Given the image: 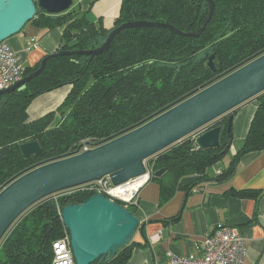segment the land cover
<instances>
[{"label":"trees","instance_id":"16d2710c","mask_svg":"<svg viewBox=\"0 0 264 264\" xmlns=\"http://www.w3.org/2000/svg\"><path fill=\"white\" fill-rule=\"evenodd\" d=\"M214 1L213 17L199 37L183 36L168 28H128L91 60L79 54L53 56L45 70L22 88L0 94V190L36 166L61 158L84 140L103 144L143 125L263 54L264 0ZM208 15L207 0H122L110 29L73 5L59 14L46 13L37 6L35 17L26 25L40 30L64 28L57 51L89 50L99 47L112 29L125 22L154 21L198 31ZM212 54L215 72L208 66ZM41 60L26 66L23 77L36 71ZM66 85L71 90L55 110L29 120L28 108L36 97ZM257 99L259 105L242 146L218 175L210 171L229 153L233 142L232 131L227 132L228 116L207 127H222L219 146L200 149L185 138L149 160L154 171L166 169L160 178H150L160 185V205L181 188L191 190L211 179L225 181L242 154L264 150V93ZM34 140L43 151L26 158L21 145ZM184 178H190L188 184L182 182ZM234 193L244 198L260 195L257 190ZM95 194L76 190L42 200L6 234L0 244V264H51L53 243L65 232L58 208L62 211ZM127 207L137 213L136 204ZM133 246L131 240L101 264H127Z\"/></svg>","mask_w":264,"mask_h":264},{"label":"water","instance_id":"95a60500","mask_svg":"<svg viewBox=\"0 0 264 264\" xmlns=\"http://www.w3.org/2000/svg\"><path fill=\"white\" fill-rule=\"evenodd\" d=\"M209 15L198 31H183L172 25L154 21L125 22L109 33L97 48L89 50H62L47 54L40 67L23 77L0 94L22 88L40 75L47 61L58 55H87L90 60L104 52L115 37L128 28L160 27L188 37H199L206 29L215 10V1L207 0ZM73 0H0V42L22 31L37 13V6L49 14L67 11ZM215 55L208 58V66L217 70ZM89 60V61H90ZM264 93V53L187 99L167 109L143 125L96 147L53 160L25 172L9 181L0 190V244L17 220L42 200L64 190L74 189L110 176L112 184L119 186L146 173L145 160L164 152L181 142L197 129L228 116L227 132L232 131V112L244 102ZM222 127L207 130L197 137L198 148L220 145ZM22 154L29 158L40 155L42 147L37 141L21 145ZM165 168L154 171L160 177ZM64 226L70 233L76 264H92L113 258L128 246L141 219L116 199L97 193L82 203L69 204L62 209Z\"/></svg>","mask_w":264,"mask_h":264},{"label":"crops","instance_id":"0c3cea01","mask_svg":"<svg viewBox=\"0 0 264 264\" xmlns=\"http://www.w3.org/2000/svg\"><path fill=\"white\" fill-rule=\"evenodd\" d=\"M121 3L122 0H73V7H80L92 21L101 20L110 29L119 16ZM63 32L62 27L40 30L28 24L7 42L25 66H33L45 55L57 51ZM32 37L38 39V47L26 51ZM70 90L71 86L66 85L36 97L28 108L29 120L55 110ZM258 105L257 97L252 98L232 112L231 160L222 163L223 159L221 164H216L211 175H218L230 165L242 146ZM189 179L184 178L182 182L188 184ZM242 190H257L260 195L244 198L234 193ZM160 193V185L153 179L143 183L136 193V214L142 226L132 238L136 246L132 247L127 264H163L170 254L199 256L203 253L205 237L220 226L235 227L245 237L244 264H264V150L242 154L225 181L211 179L191 190L181 188L161 205Z\"/></svg>","mask_w":264,"mask_h":264},{"label":"built area","instance_id":"2783aa9c","mask_svg":"<svg viewBox=\"0 0 264 264\" xmlns=\"http://www.w3.org/2000/svg\"><path fill=\"white\" fill-rule=\"evenodd\" d=\"M37 47L38 39L36 37H32L27 42L26 51H31ZM25 69V64H23L17 56V52L11 47L7 40L0 42V90L8 89L21 80L24 76ZM206 131L207 128L204 129L201 127L191 133L188 137L196 141L197 137ZM97 145L99 144L84 140L65 153L61 158L82 153L96 147ZM149 160L144 162L146 173L137 177L142 178V181L129 199H122L113 194L112 191L115 186L112 184L109 175L80 187L58 192L51 197L56 199L62 194L71 193L76 190H87L96 191L97 193H101L106 196L108 195L111 199H119L127 204H137L136 193L138 189L143 185V183L147 182L154 173L153 166ZM58 210L61 215V209L58 208ZM53 251L54 256L51 264H76L71 246L70 233L66 227L64 235L53 243ZM246 254L247 241L240 233L239 229L231 226H220L205 237L203 242V253L201 255L170 254L169 258L163 264H244Z\"/></svg>","mask_w":264,"mask_h":264},{"label":"bare ground","instance_id":"6f19581e","mask_svg":"<svg viewBox=\"0 0 264 264\" xmlns=\"http://www.w3.org/2000/svg\"><path fill=\"white\" fill-rule=\"evenodd\" d=\"M141 181L142 178H137L125 184L115 186L112 192L117 197H120L122 199H129L134 193V191L137 189Z\"/></svg>","mask_w":264,"mask_h":264},{"label":"rangeland","instance_id":"374dc122","mask_svg":"<svg viewBox=\"0 0 264 264\" xmlns=\"http://www.w3.org/2000/svg\"><path fill=\"white\" fill-rule=\"evenodd\" d=\"M215 122V121H214ZM214 122H211V123H209V124H207V125H205V126H203L202 128H207V127H209L210 125H212ZM188 139H190V140H192L193 141V143L196 145V143H195V141L193 140V139H191V138H189V137H187ZM150 159V158H149ZM149 159H147V161L149 160ZM229 160H231V155H230V153H228L225 157H224V160L222 161V163H226L227 161H229ZM146 161V160H145ZM220 164H221V162H219ZM212 170H213V168H212ZM211 170V171H212ZM210 171V172H211ZM116 200H119V199H116ZM122 201V200H121ZM122 202H124V201H122ZM125 203V206H126V202H124Z\"/></svg>","mask_w":264,"mask_h":264}]
</instances>
